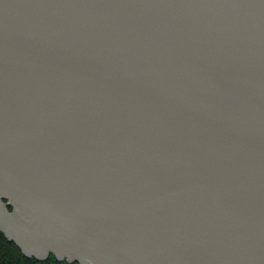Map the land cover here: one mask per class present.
<instances>
[{
    "label": "water",
    "instance_id": "obj_1",
    "mask_svg": "<svg viewBox=\"0 0 264 264\" xmlns=\"http://www.w3.org/2000/svg\"><path fill=\"white\" fill-rule=\"evenodd\" d=\"M0 228L40 259L264 264V0H0Z\"/></svg>",
    "mask_w": 264,
    "mask_h": 264
},
{
    "label": "trees",
    "instance_id": "obj_2",
    "mask_svg": "<svg viewBox=\"0 0 264 264\" xmlns=\"http://www.w3.org/2000/svg\"><path fill=\"white\" fill-rule=\"evenodd\" d=\"M0 264H77L61 261L54 256L40 259L26 255L23 250L0 230Z\"/></svg>",
    "mask_w": 264,
    "mask_h": 264
},
{
    "label": "rangeland",
    "instance_id": "obj_3",
    "mask_svg": "<svg viewBox=\"0 0 264 264\" xmlns=\"http://www.w3.org/2000/svg\"><path fill=\"white\" fill-rule=\"evenodd\" d=\"M10 210H12L11 208H10ZM0 230L4 233V235L7 237V235L5 234V232L0 228ZM12 241H14V240H12ZM15 242V241H14ZM16 243V242H15ZM17 244V243H16ZM18 245V244H17ZM20 248H21V246L20 245H18ZM22 249V248H21ZM27 255V254H26ZM28 256H30V255H28ZM31 256H34V255H31ZM49 256H54L55 257V255H54V253L52 252V251H50L49 252V254H48V257ZM34 257H36V256H34ZM58 259V258H57ZM59 260H61V261H67L66 260V257H64V258H62V259H60L59 258ZM68 262V261H67ZM73 262H76V261H73ZM73 262H69V263H73ZM77 263V262H76ZM78 264V263H77Z\"/></svg>",
    "mask_w": 264,
    "mask_h": 264
}]
</instances>
